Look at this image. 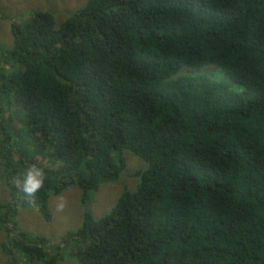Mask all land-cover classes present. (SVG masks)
I'll return each instance as SVG.
<instances>
[{
	"label": "trees",
	"instance_id": "trees-1",
	"mask_svg": "<svg viewBox=\"0 0 264 264\" xmlns=\"http://www.w3.org/2000/svg\"><path fill=\"white\" fill-rule=\"evenodd\" d=\"M0 53V250L54 264H264V0H85L11 22ZM18 117L24 135L11 138ZM131 188L53 241L17 228L48 199ZM40 154L34 161L33 156ZM43 168L34 199L19 188ZM9 264H17L11 255Z\"/></svg>",
	"mask_w": 264,
	"mask_h": 264
},
{
	"label": "rangeland",
	"instance_id": "rangeland-1",
	"mask_svg": "<svg viewBox=\"0 0 264 264\" xmlns=\"http://www.w3.org/2000/svg\"><path fill=\"white\" fill-rule=\"evenodd\" d=\"M84 2L85 0H0V53L4 52L3 48L11 45V35L8 32L11 22L22 23L29 17L32 10H47L52 14L55 21H60L70 16ZM12 124L17 127L11 136V138H14V136L19 135L22 127L20 126V119L16 116L12 120ZM30 139L31 135L27 134L20 141L26 146ZM125 156L126 166L120 176L121 181L103 183L93 194L86 195L85 193L82 206L79 203L82 199V197H79L82 194V190L77 187H70V189L63 191L61 194L51 196L48 199L50 211L48 220H44L37 213L35 207L30 210L19 208L12 215L17 228L29 234L45 236L47 238L46 257L51 250L49 246L53 245V241L57 240L66 230L74 229L78 225L84 207L90 209L94 216H100L113 203L114 196L120 190L133 187L136 178L132 176V172L136 168H142L144 164L137 156L129 153H126ZM39 158L40 154L33 156L34 161ZM5 186L6 184L1 178L0 199H2L1 196L6 195ZM61 202L63 203V208H58V204ZM2 241H4V236L0 232V243ZM68 252V250H64L63 259L56 261L54 264H76L74 257ZM11 255L15 258L17 264H47L41 261L30 263L24 254L17 249H11ZM11 255L5 254L0 250V264H9Z\"/></svg>",
	"mask_w": 264,
	"mask_h": 264
},
{
	"label": "clouds",
	"instance_id": "clouds-1",
	"mask_svg": "<svg viewBox=\"0 0 264 264\" xmlns=\"http://www.w3.org/2000/svg\"><path fill=\"white\" fill-rule=\"evenodd\" d=\"M11 124H12V121H11ZM20 126L22 127V130H23V126L21 122H20ZM13 128L14 129L11 130L12 131L11 136L13 135V132L15 128L17 127L13 126ZM22 130L19 133V135L14 136V138L16 137L22 138L24 136V134L22 133ZM44 181H45V173H44L43 168L39 167L36 164H31L24 170L22 177H21V182L19 184V188L23 192L25 198L31 200V199H34L36 197V194L43 188ZM58 208H63L62 202L58 204Z\"/></svg>",
	"mask_w": 264,
	"mask_h": 264
}]
</instances>
